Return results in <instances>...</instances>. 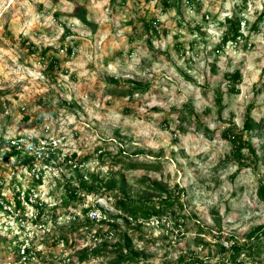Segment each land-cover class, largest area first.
<instances>
[{"label": "rangeland", "instance_id": "1", "mask_svg": "<svg viewBox=\"0 0 264 264\" xmlns=\"http://www.w3.org/2000/svg\"><path fill=\"white\" fill-rule=\"evenodd\" d=\"M234 135L257 157L238 155ZM15 138L50 142L41 190L51 205L36 220L26 209L24 222L0 207V264H264V0H0V188L10 198L16 183L40 186ZM81 182L80 198L67 197ZM115 194L175 203L148 231ZM98 242L107 248L94 253ZM27 243L37 254L25 263ZM121 245L135 258L117 262Z\"/></svg>", "mask_w": 264, "mask_h": 264}, {"label": "built area", "instance_id": "2", "mask_svg": "<svg viewBox=\"0 0 264 264\" xmlns=\"http://www.w3.org/2000/svg\"><path fill=\"white\" fill-rule=\"evenodd\" d=\"M189 1V0H188ZM193 0H190V2ZM239 24V35H237L236 39H229L230 42H237V40L241 39L243 37V34L245 31L244 29L248 27V18L246 16H243L240 20ZM224 40V36H223ZM50 142H47L46 140L42 139L40 141L34 140H27L24 138H15L12 140V146L15 149H18L19 152L23 154V156H32L34 157V165L31 167H27L29 169V173L33 176V179L37 181V184L40 185L39 187L33 186H25L20 185L18 183L15 184L14 187V197L10 198L9 195H7L6 192L0 191V207L3 211L8 212L10 216L20 219L22 222H24L25 219L24 215L26 212V209H30V217L33 220L41 218L43 215V210L46 209L47 206H50L49 203V194L43 197L42 195V188H41V181L43 180V174H44V167H41L43 164L44 166L47 165V161L51 158V153L47 150V144ZM70 163H73V160H70ZM77 163H74L73 166L76 168ZM61 172L65 173L62 168L60 167ZM40 189V190H39ZM27 215V214H26ZM87 216L91 219H101V214L98 210L90 208L87 212ZM167 217V216H165ZM165 217L154 214L149 217H143V216H134L131 215L129 218H127L130 222L134 223L135 225H139L143 227L144 230L152 229L156 230L164 225ZM77 218V217H74ZM169 225L165 226L164 229L169 231ZM110 236L113 235V232H109ZM99 239H102V237H98L96 241ZM65 241V239H63ZM101 241V240H100ZM102 243V242H98ZM228 244V242H226ZM33 254V255H32ZM36 251L31 248L30 244H20L18 255L20 257L21 262L27 263L28 261H31L32 259H36Z\"/></svg>", "mask_w": 264, "mask_h": 264}, {"label": "trees", "instance_id": "3", "mask_svg": "<svg viewBox=\"0 0 264 264\" xmlns=\"http://www.w3.org/2000/svg\"><path fill=\"white\" fill-rule=\"evenodd\" d=\"M169 0H165V2L168 3ZM263 16L262 14L259 16V18L261 19ZM232 23V21H231ZM234 27V26H233ZM233 39L237 38V35H239V26L233 30ZM227 39V36L224 37V41ZM241 76V73L239 71H236L232 74L233 80L237 81ZM217 102L220 105V107L222 106V95H218L217 97ZM256 125V121L249 116L244 123V129L246 130H251L255 127ZM237 136L234 135L233 138H231L232 143L235 145V147H237L238 149V155H242V148L243 147H248L250 153L253 156L257 157V152L256 149L254 148V146L252 145L251 142H248L246 146H243L244 144H238V139H235ZM241 139V136H239ZM34 157L32 156H25L22 161L20 163H22V165L25 167H31L32 165H34ZM73 184V183H72ZM72 188H70V185L67 187V190L69 189V191L67 192L68 195L67 197H70L71 199H78L80 198V194H79V188L82 187L83 189H86V184L81 182V184L77 185H71ZM1 191V188H0ZM87 194L89 193V190H87L86 192ZM115 196L117 197L116 199V205L118 207H120L123 211L134 215V216H139L142 215L143 217H149L152 216L154 214H160V213H164L165 208L167 207H173L174 203H175V198H173L172 196L168 195L166 196V198H160L159 202H155L152 200H146L143 202H137L134 200H130L127 198H124L122 196H119L118 194H115ZM259 196L261 199L264 200V184L260 185L259 187ZM114 224H112L113 226ZM113 227H116L115 225ZM261 235H264V227H262V230L260 232ZM124 240L127 246L131 245V237L126 233L124 234ZM104 248H107L106 243L102 242L100 243V247L96 248L94 250V253H98L100 250H103ZM242 248L241 245H239V243L237 241H235V243L233 244V247L231 249V251L234 252V257H236L237 255L240 254V249ZM116 251H118L120 253V257L117 260V262H121L124 260H130V259H134L135 255L133 253H131L130 251L128 252L127 247L125 246H116Z\"/></svg>", "mask_w": 264, "mask_h": 264}]
</instances>
